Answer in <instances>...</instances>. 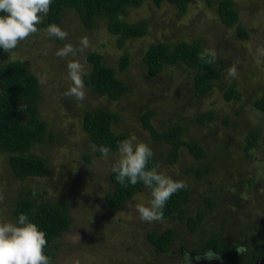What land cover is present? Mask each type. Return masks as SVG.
I'll return each instance as SVG.
<instances>
[{"label":"rangeland","instance_id":"obj_1","mask_svg":"<svg viewBox=\"0 0 264 264\" xmlns=\"http://www.w3.org/2000/svg\"><path fill=\"white\" fill-rule=\"evenodd\" d=\"M207 1L196 0L191 3L183 16H180L177 7L168 3L156 7L153 2L147 1L142 7L131 9L127 21L135 23L146 20L147 33L142 39L128 41L121 49L107 32L104 23H98L93 30H86L74 13L68 10L60 26L68 32L66 40L58 42L57 38L48 37L47 33L37 32L22 41L16 48L18 50L0 56V62L24 61L27 68L37 76L43 95L40 113L56 134L54 143L37 145L32 150L33 156L45 159L48 164V173L44 178L26 181L13 178L8 156L0 153V196L3 197L0 201V220L12 222L9 206L24 191L35 190L44 193L48 200L66 202L76 222L73 229L59 240L61 246L56 264H75L77 260L79 264H157V260L162 258L155 254V248L147 240L149 230L161 231L173 226L176 242L172 248L177 249L182 237L183 243L189 245L190 250L195 247L197 249L200 246L198 242L205 243L211 234L222 233L219 227L223 224L221 217L225 211L223 207L226 209V206L219 211L215 208L210 210L205 199L213 196L217 189L223 195V191L235 183L229 175L232 165L226 168L219 165L220 157L225 154L229 155L230 162L240 165L243 179L255 185L250 189L245 185L241 187L243 197L248 200H244L243 208L238 210L240 220L228 218L227 222L234 227L238 222H243L247 213L253 218L251 221L262 214L264 146L254 149L250 158L246 157L241 143V130H250V127L259 129L264 136V113L252 104L253 99L260 94L257 91L253 97L249 96L251 90L264 81V55L258 52V49L264 48V0H231L251 34L249 41L237 39L235 29L221 27L214 8H210ZM84 36L89 38L91 47L79 53L77 58L85 65V73L92 68L86 60L87 54L92 52L102 54L103 62L114 68L119 67L124 53L131 55L126 73L120 75L132 87L131 92L118 102L98 96L87 101L88 94L83 101L63 96L71 85L67 64L72 57L62 59L56 56V52L66 43L78 48V42ZM197 38L205 41V48L217 52L214 62L217 67L226 65L228 71L229 66L236 63L237 75L229 77L226 72L223 79L227 84L238 81L239 86L243 87L240 89L243 96L241 100L231 103L225 101L227 88L223 87L224 81L214 83L207 97L201 100L191 98L192 74L183 65L166 67L155 78L146 74L141 58L151 44L164 42L174 45L182 40ZM84 105L106 107L116 112L120 122L113 126V132L135 135L138 141L148 143L154 157L159 160L162 173L175 180H183L186 185L195 180L194 199L187 208L188 213L205 214L196 236L190 235L186 224L179 221H142L136 205H149L152 197L151 191L147 189L137 194L124 208L112 210L105 205V195L113 189L109 176L113 172L112 165L118 159V152L105 158L97 148L93 151L90 147L92 143L82 125L86 108ZM210 110L215 113L214 122L206 126L197 122L195 113ZM147 111L155 112L152 124L159 132L178 122L186 125L187 139L191 136L205 145V160L197 161L183 149L177 165L170 166L166 157L168 147L154 143L150 134L142 128L140 116ZM227 118L233 127L227 128L223 124ZM228 141L234 148L227 146ZM87 156L91 162L85 159ZM214 158H218L214 162L217 171L203 179H196L193 170L207 167L215 161ZM66 252L69 253L65 255ZM161 262L171 264L168 257Z\"/></svg>","mask_w":264,"mask_h":264},{"label":"trees","instance_id":"obj_2","mask_svg":"<svg viewBox=\"0 0 264 264\" xmlns=\"http://www.w3.org/2000/svg\"><path fill=\"white\" fill-rule=\"evenodd\" d=\"M147 1L153 2L156 7H161L165 3L171 4L177 7L180 16H183L187 13L188 6L196 0H53L44 22L38 26L40 29L38 33L46 34L44 29L50 24L61 26L64 14L69 10L74 13L81 26L86 30H93L98 23H104L107 32L117 41L118 47L121 49L128 41L145 37L148 22L140 20L131 23L127 21V17L131 9H138ZM207 3L210 8H214L221 27L228 30L235 29L237 39L244 41L251 39V34L242 23L240 13L231 0L216 2L208 0ZM57 41L61 42L60 39ZM204 49L205 41L198 38L191 41L182 40L174 45L158 42L151 44L145 50L141 62L150 78L157 77L166 67L183 65L185 70L192 74L191 98L201 100L212 92L214 83L218 84L224 81V74L228 72L226 65L217 67L215 63L201 62L198 59V54ZM5 53L0 48V56ZM130 58L129 53H124L120 58L119 67L114 68L103 62L102 54L95 52L87 54L86 60L92 65V68L84 75V83L89 96L87 101L93 99V96H98L115 103L128 95L132 87L120 75L126 73L131 62ZM249 70L248 68L247 71L249 72ZM250 74L253 75L251 71ZM223 87L227 88L224 93L226 102L231 103L242 99L240 89L243 87L239 86L238 81L230 84L224 81ZM251 91L250 98L257 91L260 94L258 98L253 99V107L264 113V81ZM42 103L43 95L39 79L27 68L24 61L0 62V153H5L8 156L12 176L20 181L41 179L48 173L46 160L32 155L35 146L52 144L56 140V134L41 116ZM85 105L88 106L87 103ZM234 113L238 114L236 111ZM195 114L197 122L203 126L215 121V113L212 110ZM154 117L155 112L147 111L140 116V122L154 143L165 144L168 147L166 157L170 166L177 165L183 149L187 150L195 160L200 162L205 160L207 157L205 145L189 135L187 139L186 125L178 122L167 130L159 132L152 124ZM119 122L120 116L116 112L98 106L86 107L82 119L83 129L92 145H95L98 151L100 147H108L110 149L108 156L116 154L119 142L130 137L128 133L113 132V126ZM223 124L227 128L233 127L228 118L223 121ZM240 125L244 127V125ZM241 131H243L241 143L246 157L251 156L254 149L264 146L263 132L259 129L250 127V130ZM227 146L234 148V145L230 146L229 141ZM229 158L227 154L220 157L219 165L224 168L232 165L229 175L235 180V183L229 185L228 190L223 191V195L217 189L213 196H208L205 199L210 210L215 208L219 211L220 208L226 206V209L223 207L225 211L221 217L223 224L219 227L222 233L211 234L205 243L198 242L200 246L197 249H195L196 247L191 248V251L210 250L217 255H224L225 259L230 260L232 264H255L264 257V200L261 202L263 212L257 216L256 220L251 221L253 218L247 213L243 222H238L234 227L227 222L228 218H233L235 221L240 220L238 210L243 208L242 202L248 200L243 197L241 187L243 188V185L249 189L255 187L250 180L243 179L240 165L230 162ZM85 159L91 162L90 157L87 156ZM217 159L214 158L215 161L203 169L193 170L196 173L195 178L203 179L206 175L217 171L214 167V162ZM155 164L159 165V160L153 157L150 166ZM109 180L113 189L105 195L104 202L112 210L124 208L131 199L145 189L151 191L143 182H138L134 186L130 183L127 186L120 185L114 172L110 174ZM194 183L195 180L188 183L186 189L174 194L167 201L163 209V220H161L169 223L179 221L186 224L189 234L192 236H196L205 215L204 213L197 215L188 213L187 208L194 199ZM261 195L262 192L259 196ZM9 208L12 211V222H16L20 214H26L31 222L36 223L41 230L46 232L49 244L45 252L50 256L52 264H56L59 256L58 249L61 246L59 240L73 229L76 222L72 217L69 205L59 200H48L44 197V193L33 190L21 193L18 198L12 201ZM225 231L227 234H224ZM175 234L173 226L168 227L164 232L159 229L149 230L147 240L157 253L165 254L171 250ZM182 240L180 237L179 241L183 242ZM238 247H244L246 251L240 254L236 250ZM67 253L69 252L64 254L67 255Z\"/></svg>","mask_w":264,"mask_h":264},{"label":"clouds","instance_id":"obj_3","mask_svg":"<svg viewBox=\"0 0 264 264\" xmlns=\"http://www.w3.org/2000/svg\"><path fill=\"white\" fill-rule=\"evenodd\" d=\"M53 0H0V48L6 53L13 52L19 44L36 34L39 25L48 15ZM48 37L66 40L68 32L56 24H50L46 29ZM79 47L66 43L58 49L56 56L59 58L72 57L67 64L68 75L71 80L70 87L63 93L64 97H74L77 101L86 99L87 90L84 83L85 65L78 59L79 53L91 47L87 36L79 40ZM264 55V48L258 49ZM217 52L205 48L198 54V59L206 64L215 62ZM227 75H237V65L233 63ZM93 151L95 145H90ZM99 151L108 157L110 149L100 147ZM154 152L148 143L138 141L135 135L124 139L118 144V159L112 165V171L116 174V180L122 186L128 183L136 185L138 182L151 189V201L149 205H136L139 218L144 222L163 220V209L169 199L179 191L186 189V182L175 180L159 170V165L150 166ZM3 197L0 196V201ZM46 232L29 220L26 214H20L16 222L0 220V264H52L50 256L45 250L48 248ZM243 254L244 247L236 248ZM204 258L216 259L215 253L205 251ZM197 260L201 257L197 256ZM79 264V261H75ZM182 264H191V256L185 253Z\"/></svg>","mask_w":264,"mask_h":264},{"label":"flooded vegetation","instance_id":"obj_4","mask_svg":"<svg viewBox=\"0 0 264 264\" xmlns=\"http://www.w3.org/2000/svg\"><path fill=\"white\" fill-rule=\"evenodd\" d=\"M166 230V229H165ZM165 230H161V232H164ZM176 242V235L174 236L173 245ZM173 247V246H172ZM189 253L191 256V264H232L230 260H226L224 255H216V259L208 260L204 258L205 252H195L189 250V248L183 243L179 241V245L177 249L171 248V250L168 253L165 254H159L157 251L155 252L156 255H159L162 259L157 260V264L163 263L162 260L166 259L168 257L171 260V264H182V258L185 253ZM150 256V255H148ZM199 256L201 259L197 260L196 257ZM147 264H155L148 262Z\"/></svg>","mask_w":264,"mask_h":264},{"label":"water","instance_id":"obj_5","mask_svg":"<svg viewBox=\"0 0 264 264\" xmlns=\"http://www.w3.org/2000/svg\"><path fill=\"white\" fill-rule=\"evenodd\" d=\"M255 264H264V257L260 259L258 262H256Z\"/></svg>","mask_w":264,"mask_h":264}]
</instances>
